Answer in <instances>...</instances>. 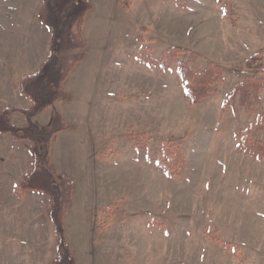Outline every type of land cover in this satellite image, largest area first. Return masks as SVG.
Returning a JSON list of instances; mask_svg holds the SVG:
<instances>
[{
  "label": "rangeland",
  "instance_id": "1",
  "mask_svg": "<svg viewBox=\"0 0 264 264\" xmlns=\"http://www.w3.org/2000/svg\"><path fill=\"white\" fill-rule=\"evenodd\" d=\"M89 1L67 100L33 119L47 124L57 110L68 124L49 155L73 183L64 233L76 264H264V158L238 151L244 135L264 143L253 127L264 88L250 110L229 97L245 76L264 77L245 63L255 53L264 60V0ZM40 2L0 0V111L28 106L14 79L32 72L22 53L46 39L35 26H45ZM170 46L200 54L199 69L220 67L213 94L189 103L176 76L181 56L168 69L139 60ZM171 142L184 163L168 177L155 159L166 165ZM28 144L0 133V264H47L56 254L48 197L15 190Z\"/></svg>",
  "mask_w": 264,
  "mask_h": 264
},
{
  "label": "trees",
  "instance_id": "2",
  "mask_svg": "<svg viewBox=\"0 0 264 264\" xmlns=\"http://www.w3.org/2000/svg\"><path fill=\"white\" fill-rule=\"evenodd\" d=\"M131 1L125 0L123 6L127 7ZM92 8L93 4L89 0H41L37 17L51 29L50 54L35 72L24 74L17 81L18 89L28 99L29 106L5 107L0 111V133L10 134L15 141L29 143L27 148L31 157L30 166L20 177L15 190L41 192L48 197L46 215L53 227L56 244L55 257L48 264H76L64 233V218L71 203L73 183L70 177L55 174L49 155L52 139L59 132L68 129V124L57 110L53 111L47 124L38 123L33 118L54 103L67 100L65 82L72 69L84 58L82 26L86 14ZM72 50H79V53H71ZM258 54H253L245 62L246 67L264 73V60L262 54ZM178 56H181V60L177 65L176 76L189 103L194 105L213 94V84L215 80L222 79V70L211 62H207L203 69H199L198 61L202 60V56L196 52L179 46H170L163 51L160 59L140 55L139 60L143 64L168 69L171 65L165 62L172 64ZM234 71L241 73L243 70L237 66L234 67ZM263 88V77L248 75L234 85L229 97H237L238 105L250 110L259 102ZM14 113L22 115L25 124H14L11 118ZM253 127L264 131V115ZM170 150L172 152L167 156L165 166H160V155L155 159L157 167L168 177L176 174L184 163V155L179 144L171 142ZM238 151L251 157L264 158V143L244 135L239 141Z\"/></svg>",
  "mask_w": 264,
  "mask_h": 264
},
{
  "label": "crops",
  "instance_id": "3",
  "mask_svg": "<svg viewBox=\"0 0 264 264\" xmlns=\"http://www.w3.org/2000/svg\"><path fill=\"white\" fill-rule=\"evenodd\" d=\"M93 9V8H92ZM91 9V10H92ZM90 10V11H91ZM87 15V14H86ZM86 17V16H85ZM38 18V17H37ZM84 21H85V19H84ZM38 22L37 21H35V26H36V28L39 30V31H42L45 35H46V39L43 41V42H41L39 45H37V48L34 50V52H30V54H29V52H28V47L26 48V53H22V55H25V57H26V59L28 60H30V66L28 67V70L27 71H32L31 73H33V72H35L36 70H37V68L39 67V65L44 61V59L45 58H47V56L50 54V51H49V40H50V36H51V29L49 28V27H47V26H43L42 24H37ZM37 24V25H36ZM83 25H84V23H83ZM82 32H83V26H82ZM83 36V35H82ZM84 39V38H83ZM29 45V44H28ZM30 45H33V44H30ZM21 52V51H20ZM31 58H34V60L32 59V61H31ZM26 71V72H27ZM24 75V74H26L25 72H23V73H21V75ZM21 75H18V76H15V79H14V81H15V84H16V86H18L17 85V81H18V79H19V77L21 76ZM262 77V76H261ZM264 78V77H263ZM66 83V82H65ZM66 89V88H65ZM68 95V94H67ZM28 106H29V101H28ZM27 106V107H28ZM7 107V106H6ZM10 107H13V106H10ZM27 107H22V108H27ZM5 108V107H4ZM3 109V108H2ZM1 109V110H2ZM39 115V114H38ZM37 115V116H38ZM37 116H35V117H37ZM34 117V118H35ZM33 118V119H34ZM7 135V134H6ZM55 137H56V135H55ZM71 202H72V199H71ZM71 204V203H70ZM69 207V206H68ZM50 262V261H49ZM48 264V263H47Z\"/></svg>",
  "mask_w": 264,
  "mask_h": 264
}]
</instances>
